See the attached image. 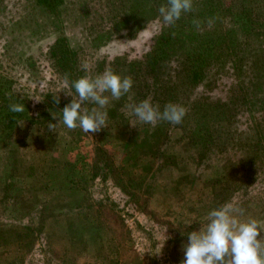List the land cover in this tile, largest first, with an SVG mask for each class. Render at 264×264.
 I'll list each match as a JSON object with an SVG mask.
<instances>
[{
	"label": "rangeland",
	"instance_id": "rangeland-1",
	"mask_svg": "<svg viewBox=\"0 0 264 264\" xmlns=\"http://www.w3.org/2000/svg\"><path fill=\"white\" fill-rule=\"evenodd\" d=\"M166 1L0 0V264H180L210 211L264 222V37L242 15L264 22V0H193L173 25ZM107 67L133 79L103 94L108 127L68 129L72 82ZM149 96L182 123L140 122Z\"/></svg>",
	"mask_w": 264,
	"mask_h": 264
},
{
	"label": "clouds",
	"instance_id": "clouds-1",
	"mask_svg": "<svg viewBox=\"0 0 264 264\" xmlns=\"http://www.w3.org/2000/svg\"><path fill=\"white\" fill-rule=\"evenodd\" d=\"M192 10L193 0H168L167 5L158 9L163 22L168 25H173L182 13ZM194 23L199 26V21ZM82 68L87 71L88 64L84 63ZM67 81L66 74L65 82ZM132 86L131 76L121 77L110 67L95 78L85 75L73 81L72 87L77 96L67 93L72 96V100L61 111L62 123L71 130L79 127L85 133H96L107 128L108 112L104 109L109 104V97L103 94L110 92L113 99L119 100ZM54 99L59 104V97L54 96ZM87 102L98 107L89 109ZM128 107L140 122L152 126L158 121L178 125L186 115L183 106L171 102L161 112L158 104L153 105L151 96ZM9 109L13 113H21L25 110V105L16 102L10 104ZM52 116L57 118L54 113ZM55 126L56 124L49 123L48 129L53 131ZM242 215L243 209L236 208L231 203L210 211L206 227L188 233L180 264H264V222L255 218L242 220Z\"/></svg>",
	"mask_w": 264,
	"mask_h": 264
},
{
	"label": "trees",
	"instance_id": "trees-1",
	"mask_svg": "<svg viewBox=\"0 0 264 264\" xmlns=\"http://www.w3.org/2000/svg\"><path fill=\"white\" fill-rule=\"evenodd\" d=\"M160 1H164V0H160ZM209 1H210V3L212 2L213 4H218V2H216L215 0H209ZM165 3H168V1H166ZM163 4H164V2H162L160 4V7ZM153 8L154 7L152 6L151 8L145 10V12L147 11V13H148V17L146 18V20L147 19L153 20L155 18V15L158 13V11H155ZM143 11H144L143 8H135V7H132V10H131V13H133L132 17L129 18V17H127L125 15V20L127 21L128 19H137V18L141 17L140 15H141V13ZM242 15H243V22H244L243 24L245 25V27L247 28V30L253 31L254 32V35H258V36L264 37V22L263 21H257V22L250 21L249 18H248V16H247V12H245L244 10H242ZM137 23L138 22L136 20H133V24L132 25H136ZM125 24H127V22ZM113 26H116L118 28H123L120 25V21H115ZM182 46H183V43H178V47L179 48H181ZM154 50L156 51V48ZM163 51H164V48H163V50H161V54H163ZM256 57L259 58L260 61H263L264 62V51H262L259 54H257ZM203 59H205V58H203ZM243 64H244V62H243ZM255 67L258 68L261 73L264 72V64H260V65L255 66ZM239 68H242V64L240 65ZM244 73L245 72H244V69H243L242 75H244ZM261 77L262 76H258L259 79ZM14 114H16V113H14Z\"/></svg>",
	"mask_w": 264,
	"mask_h": 264
}]
</instances>
